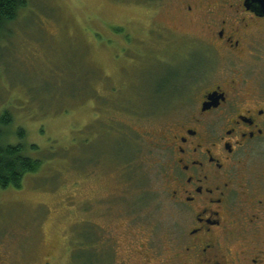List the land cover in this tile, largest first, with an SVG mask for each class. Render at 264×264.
Instances as JSON below:
<instances>
[{"label":"rangeland","instance_id":"rangeland-1","mask_svg":"<svg viewBox=\"0 0 264 264\" xmlns=\"http://www.w3.org/2000/svg\"><path fill=\"white\" fill-rule=\"evenodd\" d=\"M183 1L28 0L0 34V145L42 163L0 192V264H168L185 218L159 142L204 51Z\"/></svg>","mask_w":264,"mask_h":264},{"label":"flooded vegetation","instance_id":"flooded-vegetation-1","mask_svg":"<svg viewBox=\"0 0 264 264\" xmlns=\"http://www.w3.org/2000/svg\"><path fill=\"white\" fill-rule=\"evenodd\" d=\"M183 3L201 26L187 36L204 51L159 142L166 192L185 218L168 264H264V72L244 65L263 58L264 15L248 0Z\"/></svg>","mask_w":264,"mask_h":264},{"label":"trees","instance_id":"trees-1","mask_svg":"<svg viewBox=\"0 0 264 264\" xmlns=\"http://www.w3.org/2000/svg\"><path fill=\"white\" fill-rule=\"evenodd\" d=\"M28 7V0H0V34L13 24L20 12ZM13 122L12 115L5 113L0 118L2 126ZM25 136V132H21ZM41 161L33 160L24 155L22 146L0 145V192L9 188L19 189L24 178L36 173Z\"/></svg>","mask_w":264,"mask_h":264},{"label":"water","instance_id":"water-1","mask_svg":"<svg viewBox=\"0 0 264 264\" xmlns=\"http://www.w3.org/2000/svg\"><path fill=\"white\" fill-rule=\"evenodd\" d=\"M251 2L252 6L258 8V11L261 15H264V0H248Z\"/></svg>","mask_w":264,"mask_h":264}]
</instances>
